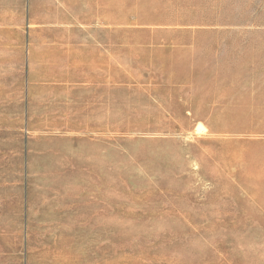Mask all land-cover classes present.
Returning a JSON list of instances; mask_svg holds the SVG:
<instances>
[{
  "label": "rangeland",
  "instance_id": "374dc122",
  "mask_svg": "<svg viewBox=\"0 0 264 264\" xmlns=\"http://www.w3.org/2000/svg\"><path fill=\"white\" fill-rule=\"evenodd\" d=\"M27 32L90 33L102 65L75 82L0 40V264L91 240L264 264V0H0V35Z\"/></svg>",
  "mask_w": 264,
  "mask_h": 264
},
{
  "label": "crops",
  "instance_id": "0c3cea01",
  "mask_svg": "<svg viewBox=\"0 0 264 264\" xmlns=\"http://www.w3.org/2000/svg\"><path fill=\"white\" fill-rule=\"evenodd\" d=\"M48 38H41L35 34L19 33L16 35L10 34L7 36L0 35V40H16L21 41L18 44V49L25 52V61L26 64H29L30 53L38 51V54L46 51H51L54 57V63L58 59H64L65 56H69L68 65L69 67L65 69L63 65L65 62L62 60V64H59V71L73 74V81L77 82L76 74L84 73L87 76L88 72H92V67L95 69H101V58L99 55H95L93 58V51H99L103 47L101 40L95 41L93 35L90 33H54L47 34ZM7 37V38H5ZM47 40V41H46ZM37 42L36 44L34 42ZM42 41L43 43L39 44L38 42ZM93 41L97 42L96 44ZM16 45V44H15ZM34 46H36L34 48ZM47 56V54H46ZM59 56L60 58L56 59ZM44 58V57H42ZM60 59V60H61ZM44 64V60H43ZM57 69L54 66V70ZM38 79L37 87H44L43 83H38V80L41 79L40 73H43V69H37ZM96 72H98L96 70ZM67 73V72H66ZM87 78V77H86ZM93 77L89 76V82L92 83ZM78 87V86H76ZM93 84H90L88 88H92ZM70 249L72 251H60L54 254L52 262L50 264H109V242L104 240H91V241H75L72 246L64 247L63 249ZM46 260H49L47 258ZM24 264H49L45 262L38 252L26 253L25 263Z\"/></svg>",
  "mask_w": 264,
  "mask_h": 264
}]
</instances>
